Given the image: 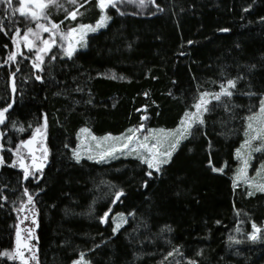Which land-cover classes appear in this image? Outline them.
I'll return each mask as SVG.
<instances>
[{
  "label": "trees",
  "instance_id": "trees-1",
  "mask_svg": "<svg viewBox=\"0 0 264 264\" xmlns=\"http://www.w3.org/2000/svg\"><path fill=\"white\" fill-rule=\"evenodd\" d=\"M153 4L149 14L109 9L84 48L69 58L53 50L39 69L32 50L9 59L16 31L0 17V110L8 108L3 133L12 141L0 168V264H12L3 253L24 192L37 211L39 264L80 255L90 264H264V232L250 238L264 223V194L233 185L236 152L264 95V0ZM99 16L91 0L72 24ZM228 81L232 94L209 104L158 174L131 157L74 160L80 129L173 130L200 94ZM44 122L47 164L24 181L14 153ZM109 211L125 223L103 222Z\"/></svg>",
  "mask_w": 264,
  "mask_h": 264
},
{
  "label": "rangeland",
  "instance_id": "rangeland-1",
  "mask_svg": "<svg viewBox=\"0 0 264 264\" xmlns=\"http://www.w3.org/2000/svg\"><path fill=\"white\" fill-rule=\"evenodd\" d=\"M91 0H75V3H72L71 0H56V3L49 4L47 8L43 10L44 14L47 16V19L41 16L39 19H33L31 13L33 11L39 12L40 9L36 8L35 4L31 2V0H24V8L25 15H21L19 9L21 8L20 0H0V17H3L5 20L7 27L13 29L15 32L13 37V52L12 56L16 57L21 54L23 51L32 50L36 56L35 65H38L37 69L41 66V63L53 50L58 51L63 56L68 57L65 54V51L69 49L71 45L73 50L72 56L78 51L84 48L86 39L89 35H92L105 27L108 22L107 11L109 9H115L119 12L123 10L134 11L138 14H149L153 13L155 10V6L153 4V0H113L115 6L112 4H108L107 7L101 8L99 0H94L96 2V6L100 12V16L98 19L91 24H83L78 23L77 25H73L72 23L83 13V10L90 3ZM41 3H47V0H39ZM108 0H105L107 4ZM69 13H76L75 19H72ZM106 17V20L103 22V26H99L101 22V18ZM37 24H43L45 27L49 29V31L45 32L42 29L37 27ZM52 24H57L58 28H52ZM89 26L95 28V31H88L87 27ZM31 28L33 33L37 35H33L31 33L28 34V40L32 41V46H26V41L23 39L25 33H28V29ZM73 29H76L75 32H72ZM72 33V35H69ZM48 40L50 47L46 46L43 41ZM48 47L46 52L40 51ZM37 55L42 57V60H37ZM71 56V57H72ZM36 67V66H35ZM223 88L228 89V91H232V88H229L228 83H226ZM222 88L219 90L220 93ZM217 93H207L208 95L205 99L208 100L206 105V109L209 104L216 100L214 99V95ZM205 94V93H202ZM199 95L196 103L200 101ZM228 96L222 95L221 97ZM220 97V98H221ZM262 102H264V95L261 97L260 107L251 117H257L255 120H248L247 124V132L245 136V140L242 145L245 144V141L250 139L251 136H256L257 131L264 129V117H261V108ZM195 103V104H196ZM194 104V105H195ZM5 109H1L0 111H4ZM8 111V108H6ZM7 111H4L3 122L0 123V160L3 161V151L4 148L8 149L11 146L12 141L9 138L4 139L3 126L6 118ZM197 109L193 107V109L187 113H194ZM206 111L201 109L200 120ZM185 119V115L180 120L178 126L173 130L166 129H149L145 126L141 125L138 127H133L130 129L136 130L135 137L132 141H128L127 137L133 135L132 132H129V129L120 135H103V136H95L88 129L84 132L80 129L77 132V144L73 149V158L75 161L81 160H89L97 163H107L119 157H131L138 159L140 162L144 163L148 167V163L146 161L152 160L155 164L158 159H168L166 156H156L154 159L153 156L155 153H167L172 150V145L176 143L177 139L180 137V132L177 131L181 129V121ZM201 122L196 121L192 123L191 128L195 124H199ZM251 123L252 129L249 128V124ZM185 133L184 138L187 136L189 130ZM15 132H22L21 128H13ZM39 130V131H37ZM160 130H164V133H174V135H165L162 134ZM108 139H105V138ZM145 137H148V140L145 141ZM183 138L179 139V142ZM4 140V143H3ZM46 125L43 123L41 128L34 130L31 135L22 140L20 144H18L17 150L15 151V166L22 172L23 180L25 181L28 178H32L40 175L43 171L44 167L47 164V148H46ZM147 144L148 147L152 148V152H149L147 148L140 147L141 144ZM5 144V145H4ZM124 144H129V148H124ZM155 145L156 147H152ZM264 145V137L255 139L251 141V146L249 148H242V146L238 149L240 152V156L238 157L236 152V158L238 161V167L233 176V185L241 186L246 188L248 192L252 193H263L264 191H259L257 189V185H264V170L262 166L256 165V167H252V156L253 153L257 152L252 149L261 148ZM77 157H79L77 159ZM91 157V158H90ZM247 160L246 167V176L241 174V169L245 167L244 161ZM166 164V163H164ZM164 164L159 165V170L154 168L148 169L151 172L158 174L160 172L161 167ZM3 163H0V168ZM25 171L29 174L25 177ZM234 181L236 183L234 184ZM29 197H31V202L29 201ZM14 211H15V222L13 225L14 235H13V246L11 250L8 252L12 254L14 258L9 261L12 264H39L37 257V245H36V229H37V211L35 207V202L33 196H31L28 192H24L18 197L16 202H13ZM104 215L103 222L107 219H111L115 228L117 225L119 227L123 225L127 219V216L121 213H111L110 211ZM118 227V228H119ZM259 229V231H256ZM260 232H264V223L261 227L255 226V229L252 226L251 236L255 234L258 237ZM19 233V238H18ZM21 252L23 257L17 255V252ZM71 264H90L83 255H80L76 258Z\"/></svg>",
  "mask_w": 264,
  "mask_h": 264
},
{
  "label": "snow or ice",
  "instance_id": "snow-or-ice-1",
  "mask_svg": "<svg viewBox=\"0 0 264 264\" xmlns=\"http://www.w3.org/2000/svg\"><path fill=\"white\" fill-rule=\"evenodd\" d=\"M20 2H21V8L19 9V11H20L21 15H25V8L23 6L24 5V0H20ZM31 2L35 4L36 8L40 9L39 12L33 11L31 13L32 18L33 19H39L41 16H43V18L47 19V16L44 14L43 10L45 8H47L49 6V4L56 3V0H47V3H41V2H39V0H31ZM71 2L75 3V0H71ZM99 2H100V7L102 9L107 7L108 4H112V6H115L113 0H108L107 4L105 3V0H99ZM9 3H11V0H9ZM141 3H143V0H141ZM69 15L71 16L72 19H75V17H76V13H69ZM105 20H106V17H102L99 26H103V22ZM37 27L42 29L45 32L49 31V29L47 27H45L43 24H37ZM82 27H87L88 31H95L96 30L95 28H92V27H89V26H82ZM52 28H54V29L58 28V25L57 24H52ZM75 31H76V29L72 30V32H75ZM29 33H31L33 35H37V34L33 33L32 29L29 28L28 29V33H25V35L23 37V39L26 41V46L31 47L33 42L28 40V34ZM69 35H72V33H69ZM43 43L46 46L50 47V44H49L48 40H44ZM48 47L40 49V51L46 52L48 50ZM73 50L74 49H72V47L70 45L69 49H67L65 51V54L67 56L71 57L72 54H73ZM13 58H14V56H10L9 57L10 60L13 59ZM37 60H42V57L40 55H37ZM34 66L38 67V65H34ZM228 86H229V88H231V87H234L235 85H234V83L232 81H228ZM231 94L232 93L230 91H228V89L223 88V86H222V91L220 93L215 94L213 98L216 99V100H219L222 95L230 96ZM207 95H208L207 93L202 94V96L200 97V101L194 105V107L197 109L196 112H194V113H186L185 114V119L181 121V126L182 127H181V129L177 130V131L180 132V137L177 139L176 143L171 146L172 150H175L177 144L179 143V139L184 138L185 133L188 131L189 128H191L192 123H194L196 121H199L201 123L203 122L202 120H200V115H201V109H203L205 111L207 110L206 109V105L208 103V100L205 99V97ZM4 111H7V110L5 109ZM4 111H0V123L3 122ZM261 117H264V102H262ZM249 119L250 120H255V119H257V117H250ZM249 128L252 129L251 123L249 124ZM37 131H39V130H37ZM82 131L86 132L87 130L86 129H82ZM135 131L136 130L129 129V132H132L133 135L127 137L128 141H132L134 139ZM160 131H161L162 134H165V135H174V133H164V130H160ZM253 131H257V135L256 136H251L250 139L246 140L245 144L242 145V148H249L251 146V141L252 140L264 137V129H260V130L253 129ZM105 139H108V138L106 137ZM147 140H148V137H145V141H147ZM140 147L147 148L149 152H152V148L148 147V145L146 143L145 144H141ZM152 147H156V146L153 145ZM124 148H126V149L129 148V144H124ZM252 150L260 151L261 148H254ZM171 154H172L171 151H169L167 153H159V152H157V153L154 154L153 158L155 159L156 156H166V157L170 158ZM237 155H238V157L241 155L239 151H238ZM78 158L79 157H77V159ZM146 162L148 163V167L149 168H154L155 167L157 170H159V165L167 163L168 159H158V160H156L155 164L152 162V160H148ZM0 163H3V161L0 160ZM244 165H245V167L242 168L240 171H241V174H244L246 176L247 160L244 161ZM262 167H264V166H262ZM215 170L216 169H214V171ZM220 171H222V169ZM28 174L29 173L27 171H25V177H27ZM235 183H236V181H234V184ZM256 187H257V189L259 191H264V185H257ZM252 194H253L252 192H249V195H252ZM29 201L31 202V197H29ZM105 215H107V214H105ZM118 227H119V225H117V228ZM253 228L255 229V225H253ZM256 231H259V229H256ZM18 238H19V233H18ZM250 238L251 239H256L255 234H253ZM3 255H7L10 259L14 258V256L12 254H9V253H3ZM17 255H20L21 258L23 257V254L21 252H19V251L17 252Z\"/></svg>",
  "mask_w": 264,
  "mask_h": 264
}]
</instances>
